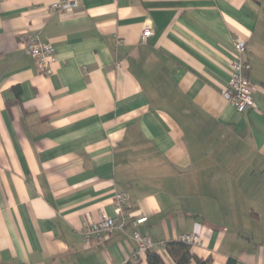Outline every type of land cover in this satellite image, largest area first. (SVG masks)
I'll list each match as a JSON object with an SVG mask.
<instances>
[{"label": "crops", "instance_id": "1", "mask_svg": "<svg viewBox=\"0 0 264 264\" xmlns=\"http://www.w3.org/2000/svg\"><path fill=\"white\" fill-rule=\"evenodd\" d=\"M57 1L0 0V264H149L121 233L83 239L121 191L154 241L198 232L209 264H264V0ZM20 35L54 46L53 75ZM237 39L243 113L222 96Z\"/></svg>", "mask_w": 264, "mask_h": 264}, {"label": "built area", "instance_id": "2", "mask_svg": "<svg viewBox=\"0 0 264 264\" xmlns=\"http://www.w3.org/2000/svg\"><path fill=\"white\" fill-rule=\"evenodd\" d=\"M77 5L75 1L62 0L52 3L48 10L50 13H56L75 8ZM153 35V27L151 23L147 22L144 25L142 38L146 41ZM19 40L24 54L35 60L39 73L45 76L53 75V66L56 62L54 46L41 42L37 36L20 35ZM234 47L235 53L229 59L230 79L222 91V96L238 112L243 113L249 109L257 108L254 99L256 87L251 83L247 75V66L243 61V54L246 49L245 41L242 39L235 40ZM131 203V196L128 192H117L113 202L114 216L111 217L105 211H101L98 219L85 228L82 236L86 242L101 240L114 232L128 236L135 243L131 261L136 263L146 257L150 251L158 253L165 251V245L154 241L149 234L141 232V228L148 223V218L133 217L130 212ZM179 242L191 248L201 247L203 236L198 232L186 233L180 236Z\"/></svg>", "mask_w": 264, "mask_h": 264}, {"label": "trees", "instance_id": "3", "mask_svg": "<svg viewBox=\"0 0 264 264\" xmlns=\"http://www.w3.org/2000/svg\"><path fill=\"white\" fill-rule=\"evenodd\" d=\"M165 250L176 264H190L195 261L197 264H209L210 260H201L192 253L191 247L181 243L172 242L165 244ZM149 264H163V259L156 251L147 253Z\"/></svg>", "mask_w": 264, "mask_h": 264}]
</instances>
